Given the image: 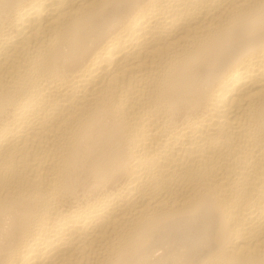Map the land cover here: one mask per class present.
I'll list each match as a JSON object with an SVG mask.
<instances>
[{
	"label": "bare ground",
	"instance_id": "bare-ground-1",
	"mask_svg": "<svg viewBox=\"0 0 264 264\" xmlns=\"http://www.w3.org/2000/svg\"><path fill=\"white\" fill-rule=\"evenodd\" d=\"M0 264H264V0H0Z\"/></svg>",
	"mask_w": 264,
	"mask_h": 264
}]
</instances>
